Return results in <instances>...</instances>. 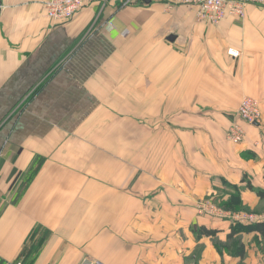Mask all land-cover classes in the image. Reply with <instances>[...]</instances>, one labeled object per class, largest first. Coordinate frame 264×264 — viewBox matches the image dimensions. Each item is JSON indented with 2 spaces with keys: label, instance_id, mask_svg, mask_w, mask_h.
<instances>
[{
  "label": "crops",
  "instance_id": "crops-1",
  "mask_svg": "<svg viewBox=\"0 0 264 264\" xmlns=\"http://www.w3.org/2000/svg\"><path fill=\"white\" fill-rule=\"evenodd\" d=\"M45 1L0 0V264H264V234L243 257L198 234L234 224L200 203L264 189V7L214 25L94 0L54 21ZM244 96L262 117L233 144Z\"/></svg>",
  "mask_w": 264,
  "mask_h": 264
},
{
  "label": "built area",
  "instance_id": "built-area-1",
  "mask_svg": "<svg viewBox=\"0 0 264 264\" xmlns=\"http://www.w3.org/2000/svg\"><path fill=\"white\" fill-rule=\"evenodd\" d=\"M94 0H46L44 10L47 18L54 21H66L85 4ZM121 6H127L138 0H115ZM156 1V0H148ZM175 3L193 6L195 19L198 22L204 21L214 25L220 23L227 15L237 18L244 16L245 5L253 4L264 7V0H174ZM231 54L235 52L229 51ZM261 110L256 99L244 96L234 114V119L228 126L227 139L233 144H239L245 137V132L239 121L249 124H258L261 120ZM198 211L215 217H224L234 223H256L264 221V214H252L223 209L210 201L198 205ZM20 264V263H17ZM89 264H93L89 262Z\"/></svg>",
  "mask_w": 264,
  "mask_h": 264
},
{
  "label": "trees",
  "instance_id": "trees-1",
  "mask_svg": "<svg viewBox=\"0 0 264 264\" xmlns=\"http://www.w3.org/2000/svg\"><path fill=\"white\" fill-rule=\"evenodd\" d=\"M34 174H35L34 169L31 170L29 173H27L28 180H30ZM247 186L249 190L251 192H254L259 199H262V200L264 199V189L254 188L250 183H247ZM236 191L238 190L236 189ZM21 193H22V190H20L19 195H21ZM230 198L239 199V195L233 194L230 196ZM239 203H240L239 201L231 200V201H227L223 203L222 207L225 209H229V210H237V208L241 210ZM217 232L218 231L215 229H206L204 227L198 230V234L211 237L214 247L219 253L227 252L229 254H232L238 257H243L245 254V249H244V244L242 243L241 234L251 233V232H259L261 234H264V221L251 223V224L234 223L231 226L230 232L227 234L226 241L218 240L216 237Z\"/></svg>",
  "mask_w": 264,
  "mask_h": 264
},
{
  "label": "rangeland",
  "instance_id": "rangeland-1",
  "mask_svg": "<svg viewBox=\"0 0 264 264\" xmlns=\"http://www.w3.org/2000/svg\"><path fill=\"white\" fill-rule=\"evenodd\" d=\"M20 190H21V187L19 188V189H17L16 191H15V196H19V194H20ZM233 194H238L239 195V199L237 198V199H235V198H230V196L231 195H233ZM233 194H231L228 198H225V199H220L219 201H264V199L262 200V199H259V198H257V196H255L253 193H250L249 194V197L247 196L246 198H245V200H243L242 198H241V194H240V192L239 191H234L233 192ZM230 199V200H229ZM263 209V210H262ZM239 210V208H237V211ZM255 212H257V211H262V212H264V205H261L260 207H259V209H255L254 210Z\"/></svg>",
  "mask_w": 264,
  "mask_h": 264
}]
</instances>
